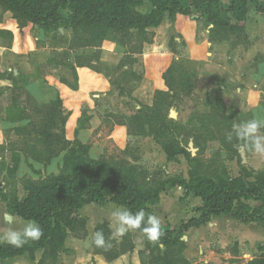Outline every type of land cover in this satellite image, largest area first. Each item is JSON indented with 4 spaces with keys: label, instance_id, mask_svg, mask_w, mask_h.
<instances>
[{
    "label": "trees",
    "instance_id": "trees-1",
    "mask_svg": "<svg viewBox=\"0 0 264 264\" xmlns=\"http://www.w3.org/2000/svg\"><path fill=\"white\" fill-rule=\"evenodd\" d=\"M145 2H149L151 7L142 13L137 7ZM0 7L12 14L20 28L28 24L40 27L47 35H53L59 44L67 46L70 52L97 49V54L86 57L90 60L100 55L105 41H113L117 48L125 50L128 43L120 34L127 36L128 32L135 30L144 40L149 29L159 27L166 19L175 22L179 15L194 13L204 17L212 26V41L230 42L234 47L248 40L246 24L250 7L264 16V1L261 0H231L229 4L221 0H0ZM60 29L71 31V37L62 35ZM0 34H5L10 40L13 38L11 32ZM142 53V45L132 51L125 50L126 56L117 70L133 66L136 63L134 56ZM74 73L76 75L75 70ZM194 75L181 64L172 65L163 75L168 92L157 91L155 95L167 97L172 93L178 97L177 93L187 92L193 86ZM129 79L140 82L142 76L124 70L112 82L121 96L126 93ZM11 80L13 87L8 90L11 91L12 104L7 109L6 119L11 123L21 122L19 129L29 130L30 136L36 138L33 145H28L23 151L27 161L32 160L47 168L61 155L63 158L58 174L40 180H26L24 189L27 195L24 198H19L16 191L8 198L0 195L10 215L24 221H36L44 233L39 241L29 242L21 248L0 243V263L25 254L35 261L36 254L42 253L37 264H58L60 255L66 251L65 243L69 236L85 239L88 235L87 220L78 214L85 206L112 202L133 213L140 210L146 213L148 206L159 202L161 192L167 188L180 187L185 196L200 198L202 206L197 209L200 215L183 222L178 232L161 226L163 248L145 239V250L140 253L142 264H190L184 256L187 246L183 237L192 228L207 225L213 217L231 216L242 223L264 222V171L248 173L245 177L220 184L204 177L193 178L191 182H172L171 185L142 184L141 172H137L135 165L127 161L95 159L90 155L89 145L67 139L65 126L68 115L59 95L40 104L25 89L28 78L12 77ZM160 101L157 98L151 107L141 104L138 112L128 119L129 133L137 136L150 134L158 142L161 137L172 135L173 139L167 144L161 143L167 161H173L180 155L192 158L188 141L179 137L173 128L174 121L167 118L166 103ZM240 122L244 121L240 120L237 111L228 110L218 101L211 117L205 121V127L214 128L209 129L210 139L220 142L229 152L239 153V148H248V144L234 135L228 141L226 134L232 130L233 123ZM158 125L160 129L156 130ZM193 141L196 145L198 137ZM124 153L129 155V149ZM16 161L12 167L14 173L19 170L21 158L18 156ZM30 166L34 169L33 165ZM244 170L247 172L246 168ZM35 173L39 171L35 170ZM250 202L259 205L252 206ZM97 231H103L106 239L112 234L106 225L98 226ZM110 242V248H98L93 243L94 251L103 253L108 260H115L135 249L130 233L120 244L115 240ZM247 264H264V249L259 258Z\"/></svg>",
    "mask_w": 264,
    "mask_h": 264
},
{
    "label": "crops",
    "instance_id": "crops-1",
    "mask_svg": "<svg viewBox=\"0 0 264 264\" xmlns=\"http://www.w3.org/2000/svg\"><path fill=\"white\" fill-rule=\"evenodd\" d=\"M254 19L263 21L264 24V16L255 11H249L247 31L252 29L256 23ZM196 26L195 21L192 22L185 15H179L175 22L164 21L159 27L149 29V32L158 35L154 41L165 39V43L163 42L162 46L159 45V42L154 43L153 46L150 44L142 54L134 56L136 63L133 66H126L123 70L118 71L116 67L126 54L124 50L119 52L114 44L113 47H106L108 42L103 43L102 49L107 50L108 53H105L102 59L101 53L92 60L86 58L92 55L84 54V52L97 50L95 48L77 50L75 52L77 55L79 54L78 57H69L68 59L63 55L65 49L50 47V44H46V46L39 44L41 39H35L30 31L34 25L29 24L20 30L17 21L12 18V14L0 9V32L13 34L11 40L5 34H0L1 96L4 95L3 90H6V93L9 91L11 94V91L8 90L13 87L11 78H20L21 76L28 78L25 89L40 104L49 102L59 95L63 102V110L68 115L65 126L67 139L70 141L79 140L83 144L89 145L90 155L92 153L96 155L95 159L115 160L112 151L116 150L122 156L126 155L124 151L128 148L133 135L129 133L128 121L115 122L113 118L112 107L126 98L120 95L115 86H111L110 66H116L115 78H118L124 70L141 75L142 80L138 88L132 92V98L128 102L137 103V109L141 108V104L151 107L154 103L153 95L166 88L163 75L174 61V54L170 52L171 44L174 46L177 44L179 46L177 50L185 51L186 59L190 65H203L207 66L208 71L214 70L216 76L224 81L225 85L221 86L222 90H225L226 87L236 88L239 93L236 97V108L239 111L247 109L253 118L264 120V36L256 37V40H253L248 32L247 42L232 48L231 43L226 41L199 42ZM167 27L171 30L166 31ZM206 46H215L216 50L211 53L207 52L205 54L207 58L203 59V51ZM160 47L161 49H158ZM228 48L232 51V56H228ZM258 48L261 49L259 55ZM153 49L154 52H152ZM163 49H165V53H156ZM223 50L227 51L225 68L219 65V61L222 60L220 52ZM175 55H177L176 52ZM209 57H214L213 61L218 64L211 65ZM12 58H14L13 60L17 58L18 63L23 61L24 65L21 66L17 63L18 65L14 66L15 63L10 62ZM254 61L255 67L249 68L253 66ZM147 94H151V102L147 101ZM9 107L10 105H7L6 109ZM6 116L5 112L4 118H1L0 122V147L5 144V129L14 125L22 126L21 122H9ZM113 120L114 122H112ZM144 143L142 141L141 145ZM18 156L21 158L19 170L24 163L33 165L37 171L44 168L43 165L32 160L27 161L24 152H18ZM138 156L146 158L142 153H139ZM161 156L167 159L164 154ZM123 157L125 158V156ZM62 158L63 155L55 159L52 164H60ZM126 160L130 162L129 159ZM131 164L136 166L137 163ZM191 203L195 204L196 210H190L189 204ZM174 204H178L175 210L173 209ZM250 204L252 206L259 205L256 202H250ZM201 206L200 198L193 195L185 196L182 188H167L161 192L159 202L148 206L146 216L155 214L161 219L162 227L178 232L183 222H188L192 217L200 215L197 209ZM115 207L120 206L106 202L90 204L81 209L78 214L87 220L88 235L85 239L69 236L65 243L66 251L60 255L58 264H142L140 253L145 250L146 240L137 231L129 232L135 245L133 252L121 255L115 260H108L103 253L94 251L92 241L97 227L106 225L112 232L114 231V224L109 221ZM91 208L93 212L89 213L88 210ZM5 209L8 213L6 207ZM0 213V220H2V212L0 211ZM10 221L9 223L13 224L21 219L11 216ZM232 227L249 231L248 233H245L246 231L234 233ZM253 231L264 235V222L242 223L228 216L213 217L207 225L192 228L184 235L183 241L187 246L184 256L190 264H237L235 260L247 264L256 257L245 253L246 243L249 242V246L252 247L260 242L264 244V240L254 239L249 234ZM115 241L120 244L123 238ZM238 242H240L239 246H237ZM212 245L221 250V254H218L217 251L207 250V247ZM230 246H237L236 250H239V254L238 250H235L234 253L231 252ZM196 250H199L200 257H196ZM222 255L226 256L225 260L221 259Z\"/></svg>",
    "mask_w": 264,
    "mask_h": 264
},
{
    "label": "rangeland",
    "instance_id": "rangeland-1",
    "mask_svg": "<svg viewBox=\"0 0 264 264\" xmlns=\"http://www.w3.org/2000/svg\"><path fill=\"white\" fill-rule=\"evenodd\" d=\"M192 1V0H190ZM224 4H229L231 0H221ZM264 1V0H261ZM151 4L149 2H145L141 6L137 7V10L146 13L150 10ZM2 10V8L0 7ZM3 11V10H2ZM250 11L254 12V9L250 7ZM188 18L191 19L192 22H196V33H197V40L199 42H206V41H212L210 38V30L212 26H209V24L206 22L205 18L198 15L197 13L191 14V15H185ZM13 18V16H12ZM14 19V18H13ZM15 20V19H14ZM255 20V19H254ZM165 21H169L166 19ZM256 23L252 26V29L248 30L250 32V36L253 38V40H256V37H263L264 36V24L263 21L255 20ZM171 22V21H169ZM18 23V22H17ZM19 25V24H18ZM29 25V24H28ZM27 25V26H28ZM26 26V27H27ZM20 30H23L24 28L18 27ZM167 27L166 31H169ZM33 37L35 39L40 38L39 44L42 46H46V44H50V47H57V48H63L64 55H67L66 57L69 59V57H78L76 52H70L67 50V46L59 44L57 40L53 39V35H47L44 33V31L37 26H34L33 29L30 30ZM60 32L62 35H65L67 37H71L72 32L67 31L65 32L63 29V32L60 29ZM126 36L124 33L120 34L122 35V38L126 40L128 43V46L125 48L126 51H132L138 48L140 45L143 47V52L146 50V48L150 45L153 46V44L156 42H159V45L162 46L163 42L165 43V39H159L158 41H154V38L158 36L157 34H154L152 32H148L146 34V37H144V40L141 36H139V33L135 30H131L127 33ZM108 42L106 44V47H113L114 44L116 46V49L119 50V52H123L124 49L117 48V45L113 41H106ZM215 42V41H214ZM103 46V45H102ZM179 47L177 44L174 46L171 44V51L174 55V61L170 64V67L175 64H181L184 66V68L190 69L192 72H194V84L189 88L187 92H179L177 93V96H172L173 94H169V96H161V95H153L154 101L158 100L161 102L166 103V115L168 120L174 121L173 128L178 133L179 137L184 139L185 141H188V151L191 153L192 158H187L183 155H180L176 157L173 161L168 162L166 158H163L161 156L164 154V157H166V154L163 151V147L161 143H168L173 139L172 135H169L168 138H160L159 142L155 140L154 136L150 134L137 136L133 135L130 139L128 149L130 151L129 155H123L125 158L116 150H113L112 153L114 155V158L116 161H119L120 163H124L127 161L126 159H129L131 163H137L135 167H137V172H141L139 175L140 182L145 185H171L172 182L179 183L182 180H186L187 182H191V180L197 179V178H211L215 183H225L229 180L239 178V177H245L248 173H257L260 172V170H264V156H260L256 154L252 149H250V146L248 145V148L240 147L239 153L236 152H229L225 150L220 142L212 140L209 138V129L211 128L214 130L213 127H205V121H208L209 117L212 115V111L216 105V102L220 101L222 102L228 110H234L237 111L240 114V120L241 121H247L253 119V116L249 111H239L237 106V100L236 97L238 96V92L236 88L234 87H226L225 90L221 89L222 85L224 84V81L219 78V76H216V73L214 70L208 71L206 67L203 65H196L192 66L187 61V57L185 55L184 50H177ZM212 47V46H211ZM210 46H206V49L203 51L204 58H207V55L205 54L207 52L211 53L214 52L215 46L211 48ZM232 48H235V46H231ZM91 49V48H88ZM158 49H161L158 48ZM124 50V51H125ZM170 50V49H169ZM159 52L156 53H165V49L158 50ZM228 56L232 54V51L228 48ZM258 51V52H257ZM258 55L261 53V49H257ZM264 51V50H263ZM101 59L105 55V53H108L107 50H104L101 48ZM154 52V49L153 51ZM175 52L177 55H175ZM75 53V54H74ZM82 53V52H79ZM97 50H88L84 52V54L93 55L97 54ZM227 51L223 50L220 52V55L222 56V60L219 61V65L225 68V60L227 59ZM74 55V56H73ZM232 56V55H231ZM220 57V56H219ZM179 58V59H177ZM12 58L10 62L15 65H24V62L21 61L18 63V60H13ZM200 59V60H203ZM211 65H217L218 62L213 61L214 57L208 58ZM258 59V57H257ZM27 61V60H24ZM206 61V60H204ZM256 61V60H255ZM255 61L253 63V66L249 68L255 67ZM18 63V64H17ZM102 63V62H101ZM102 65V64H101ZM224 65V66H223ZM102 67V66H101ZM114 65L110 66V77H112L111 80V86L112 82L116 79V74L114 73L115 70ZM193 67V68H192ZM141 82V81H140ZM140 82L136 81L135 79H129V81L126 82V93L124 97L126 100H123L121 103H117L114 107H112V111L114 113V120L115 122H125L128 121L129 117L136 114L139 109H137V103H129L128 100H131V94L132 92L138 88ZM165 83V81H164ZM166 86V85H165ZM4 91V95L1 96L0 93V122L1 118H4L3 115H5V112H7V105L11 106V97L12 95L8 91L6 93V90ZM165 93L168 92V88L166 86L165 90H160ZM151 94H147V101L151 102ZM25 98V97H24ZM164 99V101H162ZM154 104V103H153ZM110 110V109H109ZM174 114V115H173ZM217 114V113H216ZM220 117V115H217ZM7 117V116H6ZM114 120L112 122H114ZM22 126H11L4 131V137H5V144L0 147V195H4L7 198L11 196L13 192L16 191L19 198H24L27 195V192L24 189V185L26 180L28 179H34V180H40L48 177L52 174H58L60 172V164H52L49 167L41 168L38 174L35 173V170L30 166V164H23V167L20 168V170L17 171V173H14L12 170V167L17 162L18 152H23L28 145H33L36 138L34 136H30L29 130L23 131L19 128ZM160 129V125H158L157 129ZM30 136V137H29ZM142 137V138H139ZM198 137V143L195 145L193 138ZM207 139V140H206ZM145 142L141 145V142ZM141 150V152H140ZM17 153V154H16ZM139 153H142L143 156L146 158H142L139 155ZM243 154L246 157V162L244 163ZM94 158H96V155L92 153ZM138 157V158H137ZM244 168L247 169V172H245ZM251 181L254 179L251 178ZM183 199V198H181ZM195 204H189V208L196 210L194 207ZM6 204L0 199V211L2 212V216L0 220V230H3L8 225H11L9 222L12 215L6 212ZM178 207V204L173 205V209ZM89 213L91 211L93 212L92 208L88 210ZM1 215V213H0ZM5 217V218H3ZM229 218H232L231 216H228ZM21 221H24L21 219ZM232 230L234 233H237L238 231H242L245 233H248L249 230L239 229L238 227H232ZM254 239L264 240L263 234H257L256 232H250L249 233ZM245 244V243H244ZM247 245L244 247V251L246 254L251 255L252 257L259 258L264 249V244L262 242L256 244L254 247L249 246V242L246 243ZM240 245V242H238V245ZM207 247V250L211 251H217L218 254H221V250H218V248L213 247ZM237 246H230V251L235 252ZM243 246V245H242ZM94 247V246H93ZM238 250V249H237ZM236 250V251H237ZM220 252V253H219ZM196 257H200L199 250L195 251ZM239 254V250H238ZM42 253H37L35 256V261H33L30 257V255L25 254L23 256H19L17 258L8 260L4 263L0 264H37L38 261L41 259ZM225 255H222V260H225ZM237 264H242L241 261L235 260Z\"/></svg>",
    "mask_w": 264,
    "mask_h": 264
},
{
    "label": "clouds",
    "instance_id": "clouds-1",
    "mask_svg": "<svg viewBox=\"0 0 264 264\" xmlns=\"http://www.w3.org/2000/svg\"><path fill=\"white\" fill-rule=\"evenodd\" d=\"M233 135L245 141L258 155L264 156V120L251 119L240 123H233L232 130L226 134L231 141ZM110 223L114 224V231L106 239L103 231L93 235V243L98 248H110L111 240H119L130 231H139L147 241L158 244L163 248L161 237V219L155 214H148L143 210L133 213L125 207H115L111 212ZM44 235L42 228L34 220L13 222L0 230V243H7L21 248L29 242L39 241Z\"/></svg>",
    "mask_w": 264,
    "mask_h": 264
},
{
    "label": "water",
    "instance_id": "water-1",
    "mask_svg": "<svg viewBox=\"0 0 264 264\" xmlns=\"http://www.w3.org/2000/svg\"><path fill=\"white\" fill-rule=\"evenodd\" d=\"M61 31L63 32V29H61ZM174 115V114H173ZM243 161H244V163L246 162V157H245V155L243 154Z\"/></svg>",
    "mask_w": 264,
    "mask_h": 264
}]
</instances>
